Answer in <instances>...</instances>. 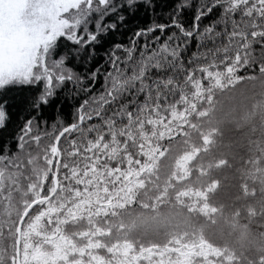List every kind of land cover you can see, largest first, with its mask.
I'll return each instance as SVG.
<instances>
[{"label":"snow or ice","instance_id":"obj_1","mask_svg":"<svg viewBox=\"0 0 264 264\" xmlns=\"http://www.w3.org/2000/svg\"><path fill=\"white\" fill-rule=\"evenodd\" d=\"M190 7L114 44L87 83L51 59L57 41L92 59L124 12L156 0H0V89L43 82L36 110L65 85L90 95L58 134L33 118L15 149L0 144V264H264V0H199L186 26ZM228 126L246 131L226 143Z\"/></svg>","mask_w":264,"mask_h":264},{"label":"trees","instance_id":"obj_2","mask_svg":"<svg viewBox=\"0 0 264 264\" xmlns=\"http://www.w3.org/2000/svg\"><path fill=\"white\" fill-rule=\"evenodd\" d=\"M176 0H156L157 10L155 13L145 12L140 9L136 12H124L125 20L123 25L118 28L117 31L108 33L102 43L95 47V54L92 59H88V49H85L80 53L79 58L74 54L75 45L66 38H60L57 41L56 50L52 53L51 59L56 60L62 55H67L68 59L65 61L66 66L71 68L73 71L80 73L82 76L87 78V75L97 68L103 73L104 69L108 67L106 52L112 48L114 44L127 45L129 43V37L138 29L149 27L153 21L156 23H167L169 19V12L171 11ZM199 0H192V7H190L184 13V23L187 26L192 22L194 12L196 10V5ZM219 17H209L205 18L203 26L210 25L213 19H218ZM115 16L110 15L106 17V22H114ZM94 25H89V30H92ZM169 31H166L164 35H168ZM153 35H160V33H154ZM163 39V37H161ZM138 43H143V39L139 40ZM197 39H193L188 45L189 54L197 51L196 47ZM242 77H247L249 75L255 74V70L245 72L241 69L238 73ZM91 83V81H87ZM103 78L102 75L98 76L94 86L92 87L91 95H99L103 90ZM253 82L248 81L246 78L241 79L236 85L233 86L232 92L227 93V95H238L241 91H247L251 89ZM43 91V82L38 85H10L3 89H0V102L4 103L5 111L8 114V118L5 121V126L0 128V144H8L10 148L15 149L14 137L21 126L29 119L34 118V122L37 127L34 131H39L42 135L45 133L49 135H56L63 127H68L72 123L77 122V109L80 108L82 102L85 99H90V95L84 92H77V90L72 85H65L64 87L58 88L56 95L53 98L51 105L42 106L39 110H36L32 105L36 97ZM221 94H218L217 98H220ZM225 103H228L225 99ZM100 123L98 117H93L92 120L85 122L87 124H97ZM55 125V128L53 127ZM85 125H82L85 126ZM246 129H236L232 126H228V130L225 132V142L229 140L235 141L239 140L242 133ZM93 134L89 133V138ZM78 133L73 132L71 134H66L67 140L77 138ZM65 137L60 139V145L62 148L68 147V143ZM259 138L257 134L256 137ZM47 139V137H46ZM243 152L244 149H241ZM258 222L253 224V229L255 230L258 226Z\"/></svg>","mask_w":264,"mask_h":264},{"label":"water","instance_id":"obj_3","mask_svg":"<svg viewBox=\"0 0 264 264\" xmlns=\"http://www.w3.org/2000/svg\"><path fill=\"white\" fill-rule=\"evenodd\" d=\"M66 134H67V133H66ZM66 134H65V135H66ZM61 138H63V137H61ZM61 138H60V139H61Z\"/></svg>","mask_w":264,"mask_h":264}]
</instances>
